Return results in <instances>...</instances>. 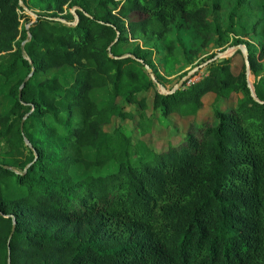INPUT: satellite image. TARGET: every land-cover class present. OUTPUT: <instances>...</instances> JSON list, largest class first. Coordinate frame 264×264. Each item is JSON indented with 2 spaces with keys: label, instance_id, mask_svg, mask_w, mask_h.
I'll return each mask as SVG.
<instances>
[{
  "label": "trees",
  "instance_id": "trees-1",
  "mask_svg": "<svg viewBox=\"0 0 264 264\" xmlns=\"http://www.w3.org/2000/svg\"><path fill=\"white\" fill-rule=\"evenodd\" d=\"M23 2L39 11L24 55L29 18L18 0H0V264H264V0ZM225 3L229 25L247 28L209 24ZM73 8L75 27L49 20L73 22ZM190 30L201 31L199 46ZM230 34L248 51L260 103L230 59L159 94L144 66L165 88L155 60L168 77L183 61L180 80ZM148 93L164 118L195 117L210 93L240 99L214 105L216 126L191 125L181 144L155 153L122 125L150 132Z\"/></svg>",
  "mask_w": 264,
  "mask_h": 264
},
{
  "label": "crops",
  "instance_id": "crops-1",
  "mask_svg": "<svg viewBox=\"0 0 264 264\" xmlns=\"http://www.w3.org/2000/svg\"><path fill=\"white\" fill-rule=\"evenodd\" d=\"M232 73L234 75L239 74V72L234 73L233 71ZM239 99V95L232 94L228 100H221L216 103V96L210 93L202 98V108L195 117L182 118L177 115H170L164 121L160 119L159 114L153 112L151 106L152 100H148V107H150V111L147 110L146 114L148 117L153 119L150 132L144 136L140 135L138 130L135 128L136 121H125L122 123V125L124 126L125 130L132 135L135 142H143L153 152L161 153L165 152L170 147H175L181 144L191 125H199L208 120L212 126H216L217 122L214 123L216 120L213 117L214 105L217 106L218 110L224 111L226 109L234 108ZM129 108L130 107H127L126 111L132 110ZM131 112L134 114H139L136 112V110L135 112ZM115 124L118 125L119 122H114L107 127H111L113 129L114 126H116Z\"/></svg>",
  "mask_w": 264,
  "mask_h": 264
},
{
  "label": "rangeland",
  "instance_id": "rangeland-1",
  "mask_svg": "<svg viewBox=\"0 0 264 264\" xmlns=\"http://www.w3.org/2000/svg\"><path fill=\"white\" fill-rule=\"evenodd\" d=\"M232 7L233 6L230 3H225L223 5V8H222V10H221V12L219 14L208 18L209 24L216 23L222 30L223 29L228 30V29H241V28L242 29L243 28L245 29V28H247V23H246L245 20H242L241 22L237 23L239 20L238 19H235L234 20V26L231 27L229 25L230 23L228 21V16H229V13L231 12ZM30 10H31L32 13H36V14H38V12H39L38 10H35V9H30ZM19 14L22 17L27 16L23 12H19ZM28 18H29V21H27L25 19H22L21 20V26H22V28L23 27L26 28L33 21V19H31L30 17H28ZM57 19H60V18H57ZM137 19H138V16L137 15H132L129 18V21H136ZM188 37H189V39L191 40V42L194 45H196V46H199L200 45V43H201V37H202L201 31L200 32H195V31L192 32L190 30L188 32ZM229 37H230V43L228 45L224 46L221 49H214V50H211V49L208 50L207 49V50H205L202 53L201 58L197 62H195L192 66H190L188 69H186L184 72H186V71H188L190 69H193L194 67H196L198 65H202L205 62L209 61L210 60V57L212 55L215 56L217 53H219L221 51H224V50H227V49H229V50L232 49L233 47H235V45H233L232 42L234 40H236L237 38L238 39H241L240 37H236L234 34H230ZM243 40L244 41H247V42H250L252 44L255 43L253 41H250L249 39H243ZM227 59H230V61H231V65H232L231 66V71H233L234 73L235 72H240L242 65H244L241 53L240 52L237 53V52H233L232 51V54ZM223 60H225V59H223ZM223 60H220V61H223ZM155 64H156L158 70L160 71L161 75L164 76L167 79L168 83L165 85V90L166 91H169L178 82L179 76L181 75V74H179L180 73L179 70L182 69V66H183L184 62L182 61L179 64H177V66H176V73H177V75L176 76H173V77H168V75L164 73L162 66L156 60H155ZM206 69L207 68H205L202 71L198 72L196 74V76L192 79V82L189 85L194 84V83L198 82L199 80H201L203 77H205L207 75ZM250 83L253 85V77L250 78ZM152 96H153V93H148L147 94V98H148L149 101L152 100ZM96 99H100V97L99 98L96 97ZM129 109H132L131 111H134L135 112L134 107H130ZM148 111H150V107H148ZM160 119L162 121H164L166 118L160 116ZM215 122L216 121H214V123ZM104 129L107 132L112 130L111 127H107V126Z\"/></svg>",
  "mask_w": 264,
  "mask_h": 264
},
{
  "label": "water",
  "instance_id": "water-1",
  "mask_svg": "<svg viewBox=\"0 0 264 264\" xmlns=\"http://www.w3.org/2000/svg\"><path fill=\"white\" fill-rule=\"evenodd\" d=\"M18 6H19V8L22 10V12L25 15H27L28 17H30V18L33 19V21L25 28V30L27 31V39L20 46V49H21V51H22V53L24 55V46L27 43H29L30 40H31V35L29 33V29L31 27V24L37 22V20H38V14L32 13L31 10H29L25 6L23 0H18ZM78 11H80L79 8H73V9L70 10V14L73 16V22H67V21H65L63 19H49V20H53V21L59 22L62 25H65L67 27H75L78 24V15H77V12ZM230 50L233 51V52H240L241 53L242 59H243V63H244V68H245V75H246L247 82H248V88L250 89V92H251V97H252V99L255 102L260 103L258 101V99L256 98L255 93H254L253 86L250 83V78L252 76H251V73H250L249 54H248V51H247L246 47L244 45H238V46L233 47ZM230 50L227 49V50L221 51V52L217 53L212 59H210L209 61L205 62L204 64L198 65V66L194 67L193 69L188 70L187 71V74L184 77H182L173 86V88L170 91H166L165 88L162 85H160L155 80V77H154L151 69L148 66H144V69H145L146 73L148 74L149 78L151 79V81L156 85L159 94H161V95H170V94H174L176 91H179L184 86L185 83H189V81H191L193 79V77H195L198 72H200L203 69L207 68L208 65L213 64V63H217V62H219L220 60H223V59H227L228 57H226V56L228 54V51H230ZM109 57L111 59H118V58H114L111 54H109ZM129 57L132 58V59H134L133 56H130V55H125L124 57H121L120 59H125V58H129ZM140 63L142 64L141 61H140ZM32 75H33V70L24 79L23 83L21 84V86L19 88V93H18V99H19V101H21L22 90L25 87L26 83H28V81L30 80V78L32 77ZM22 128H23V123L21 124V132H22ZM24 142H25V145L26 146H28L30 149H32L31 146H30V144H29V142L27 140H24ZM28 167H26L24 169V172H26V170H27ZM14 230H15V220H13V225H12L11 233H10V236H9V240L12 237V235L14 233ZM8 263H9V251H8Z\"/></svg>",
  "mask_w": 264,
  "mask_h": 264
},
{
  "label": "bare ground",
  "instance_id": "bare-ground-1",
  "mask_svg": "<svg viewBox=\"0 0 264 264\" xmlns=\"http://www.w3.org/2000/svg\"><path fill=\"white\" fill-rule=\"evenodd\" d=\"M231 54H232V51L230 50V51H228V54L226 57H229Z\"/></svg>",
  "mask_w": 264,
  "mask_h": 264
},
{
  "label": "built area",
  "instance_id": "built-area-1",
  "mask_svg": "<svg viewBox=\"0 0 264 264\" xmlns=\"http://www.w3.org/2000/svg\"><path fill=\"white\" fill-rule=\"evenodd\" d=\"M191 82H192V80H191V81H189L188 85H189Z\"/></svg>",
  "mask_w": 264,
  "mask_h": 264
}]
</instances>
